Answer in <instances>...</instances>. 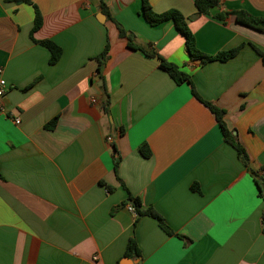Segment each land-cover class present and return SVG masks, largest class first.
<instances>
[{"label": "crops", "instance_id": "0c3cea01", "mask_svg": "<svg viewBox=\"0 0 264 264\" xmlns=\"http://www.w3.org/2000/svg\"><path fill=\"white\" fill-rule=\"evenodd\" d=\"M149 5L188 18L202 54H237L191 60L172 21L149 25L141 0H0V264H264V32L213 18H264V0H220L209 15L194 0ZM44 40L61 49L55 64ZM202 102L224 112L246 166ZM129 198L172 235L130 213ZM130 239L139 256L126 255Z\"/></svg>", "mask_w": 264, "mask_h": 264}, {"label": "trees", "instance_id": "16d2710c", "mask_svg": "<svg viewBox=\"0 0 264 264\" xmlns=\"http://www.w3.org/2000/svg\"><path fill=\"white\" fill-rule=\"evenodd\" d=\"M219 1L220 0H194V6L197 15H209L211 9L218 7ZM101 8L103 9L102 4H101ZM141 11L143 18L151 26L158 25L165 21H172L173 26L177 31V33H179L184 38V46L189 55V58L191 60L199 61L200 65H203L210 61H220V62L227 61L232 57H234L239 50V48H235L225 52L217 53L213 56L204 55L195 48L193 35L191 34L188 28V21H189L188 18H185L182 14L173 10L161 14H156L152 11L149 5V0H141ZM213 18L215 20L221 21L222 23H225L226 20H228L229 22H234L238 25L253 29L258 32H264V18L254 17L244 11L217 13L213 16ZM41 23H42L41 16L39 12L35 9V17H34L32 32L37 31L41 27ZM119 37L126 40V44L129 49L140 51L148 57H156L159 62V68L162 71H164L175 82V84L180 85L183 83H190L189 75L180 71L175 65L168 63L167 61H165L156 54L146 52L143 48L133 45L131 33L124 32L123 30L119 29ZM38 43L41 46L45 47L50 52L49 63L51 65L55 64L61 56V49L48 40L40 41ZM255 50L260 56L263 57V54L260 50L256 48ZM106 55H107V48H105L103 53L97 58L99 62V68L102 66L104 60L106 59ZM191 92L195 98L199 99L194 91L193 86H191ZM202 103L213 113L215 120L217 121L219 129L221 131L223 141L229 144L230 146H232L236 150L239 160L244 166H246L248 163L247 155L244 149L236 142V138L227 130L223 122L224 112L222 110L217 109L216 107H214L209 103H205V102ZM108 105H109L108 96H105V100L103 101L101 106L102 112L104 114L108 113ZM139 151L141 155L145 158L149 157L150 155L149 149L145 145L141 146ZM116 166H117V162L114 163L115 168ZM259 180H261V182L264 183V177L259 178ZM255 183H257L259 189V184L257 179H255ZM129 201H131V204L134 207L135 215L137 217H141V216L152 217L157 221L159 228L163 232H165L167 235H172V231L166 226L163 218L160 215H158L154 210L150 208L141 210L138 200L129 198ZM262 232L264 233V216L262 217ZM126 255L139 256L137 246L133 239H130L127 243Z\"/></svg>", "mask_w": 264, "mask_h": 264}, {"label": "built area", "instance_id": "2783aa9c", "mask_svg": "<svg viewBox=\"0 0 264 264\" xmlns=\"http://www.w3.org/2000/svg\"><path fill=\"white\" fill-rule=\"evenodd\" d=\"M7 92V86H6V83L5 81L0 78V105H1V102L4 98V95L6 94ZM15 123H18V120H15ZM107 141H110V139H107ZM127 210L132 213V214H135L134 212V207L132 206V204L130 203L127 207Z\"/></svg>", "mask_w": 264, "mask_h": 264}]
</instances>
